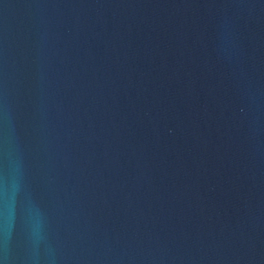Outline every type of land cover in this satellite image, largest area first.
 I'll use <instances>...</instances> for the list:
<instances>
[{"label":"water","instance_id":"water-1","mask_svg":"<svg viewBox=\"0 0 264 264\" xmlns=\"http://www.w3.org/2000/svg\"><path fill=\"white\" fill-rule=\"evenodd\" d=\"M0 264H264V0H0Z\"/></svg>","mask_w":264,"mask_h":264}]
</instances>
